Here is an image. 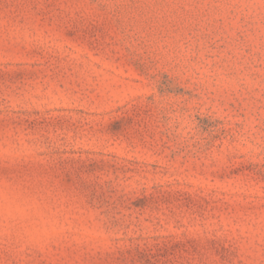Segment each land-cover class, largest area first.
I'll use <instances>...</instances> for the list:
<instances>
[{
    "label": "rangeland",
    "instance_id": "rangeland-1",
    "mask_svg": "<svg viewBox=\"0 0 264 264\" xmlns=\"http://www.w3.org/2000/svg\"><path fill=\"white\" fill-rule=\"evenodd\" d=\"M0 264H264V0H0Z\"/></svg>",
    "mask_w": 264,
    "mask_h": 264
}]
</instances>
